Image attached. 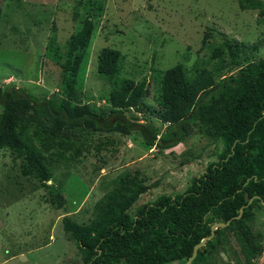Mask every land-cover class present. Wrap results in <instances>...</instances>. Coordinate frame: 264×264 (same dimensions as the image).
Here are the masks:
<instances>
[{
  "label": "trees",
  "instance_id": "1",
  "mask_svg": "<svg viewBox=\"0 0 264 264\" xmlns=\"http://www.w3.org/2000/svg\"><path fill=\"white\" fill-rule=\"evenodd\" d=\"M9 1L0 0V18ZM237 1L241 9L259 10L264 16V0ZM95 29L89 16L69 37L61 63L62 91L37 94L24 86L0 85V148L22 158V174L49 187L52 203L62 207L63 196L48 184L54 179L53 162L79 161L93 149L102 152L115 144L110 133L140 135L150 148L170 149L198 128L214 143L212 160L186 190L166 191L140 204L142 195L159 183L146 184L139 173L125 171L96 203L88 222L65 216L64 230L76 243L82 264H186L215 222L239 215L250 198L259 196L245 207L241 218L217 229L193 260V264H214L218 247L231 245L232 235L239 245L235 257L242 255L241 264H256L264 253L262 239L251 226L264 207V57L219 80L221 67L209 68L201 62L191 68L183 62L155 68L162 130L152 120L140 122L137 116L126 115L134 109L145 111L150 82L147 77H122L124 56L116 48H102L97 58L98 73L112 85L105 99L108 106L95 110L85 100L79 82ZM59 48L51 44L46 52L55 62L62 58ZM226 48L232 50L231 42L216 47L214 56H223ZM93 134L105 136L95 140Z\"/></svg>",
  "mask_w": 264,
  "mask_h": 264
},
{
  "label": "rangeland",
  "instance_id": "2",
  "mask_svg": "<svg viewBox=\"0 0 264 264\" xmlns=\"http://www.w3.org/2000/svg\"><path fill=\"white\" fill-rule=\"evenodd\" d=\"M89 16L96 29L79 82L85 100L95 110L108 106L105 99L112 85L98 73L97 58L102 48H116L124 56L121 76L147 77L150 82L145 111L134 109L126 115L140 122L152 120L162 130L155 68L178 62L191 68L201 62L221 67L219 80L264 57V16L259 10L241 9L237 0H11L0 18V85L24 86L37 94L62 91L61 63L68 39ZM225 41L231 42L232 50L214 56ZM51 44L60 47L59 62L46 54ZM104 136L91 135L95 140ZM108 136L115 144L100 153L93 149L79 161L52 163L54 179L48 184L63 196L62 207L52 203L49 187L22 174V158L0 148V264H82L76 243L64 230L65 216L88 222L96 203L125 171L139 173L146 184L159 183L142 195V204L166 191L186 190L212 160L214 143L198 128L170 149L150 148L140 135ZM251 226L264 245V207ZM229 240L231 245L218 247L214 264L242 263V255L234 254L238 242L232 235ZM256 264H264V253Z\"/></svg>",
  "mask_w": 264,
  "mask_h": 264
},
{
  "label": "water",
  "instance_id": "3",
  "mask_svg": "<svg viewBox=\"0 0 264 264\" xmlns=\"http://www.w3.org/2000/svg\"><path fill=\"white\" fill-rule=\"evenodd\" d=\"M258 197H259V196H254V197L250 198L248 204H247V205H244V206L241 207L239 215H237V216H235V217L229 219V220L226 221V222H224V221H221V222H215V223L212 225V227H211V234L208 235V236H205V237H204L199 243H197V244L195 245L194 250H193V254H192V256L187 260L186 264H193V260L196 258V256H197L199 250H200L201 248H203V247L206 245V243H207L209 240H211V239L215 236V232H216V230L219 229V228H225V227L229 226L230 223H231V221H232L234 218H238V219L241 218L242 215H243V213H244L245 207L248 206L249 204H251V203L253 202V200H254L255 198H258Z\"/></svg>",
  "mask_w": 264,
  "mask_h": 264
}]
</instances>
